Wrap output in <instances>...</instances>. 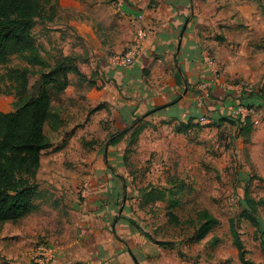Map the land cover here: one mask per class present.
Wrapping results in <instances>:
<instances>
[{
	"label": "crops",
	"instance_id": "1",
	"mask_svg": "<svg viewBox=\"0 0 264 264\" xmlns=\"http://www.w3.org/2000/svg\"><path fill=\"white\" fill-rule=\"evenodd\" d=\"M151 2L118 3L114 36L78 19L50 39L84 78L68 74V87L52 98L56 139L40 158L34 209L0 226V264H26L38 241L57 249V264H187L169 241L143 235L136 222L146 191L130 189L129 167L150 161L151 173L176 164L185 171V140L211 139L236 97L254 110L249 125L261 128L251 139L264 135L256 94L264 89V0ZM139 30L147 37L136 64L116 67L110 56ZM206 53L220 70L215 83L200 62Z\"/></svg>",
	"mask_w": 264,
	"mask_h": 264
},
{
	"label": "rangeland",
	"instance_id": "2",
	"mask_svg": "<svg viewBox=\"0 0 264 264\" xmlns=\"http://www.w3.org/2000/svg\"><path fill=\"white\" fill-rule=\"evenodd\" d=\"M41 3L45 20H37L33 27L34 49L13 55L0 65L2 113L15 110L28 98L19 94L17 75L10 72L23 70L37 77L52 67L62 50L56 40L50 39L55 34H60L56 39H61L68 33L71 21H91L98 30L114 36L117 20H121L117 0H41ZM149 5H153L151 0ZM47 37L49 42L43 43ZM260 129L249 125L239 131L233 118L228 117L211 139L199 140V136L194 135L185 140V171H179L176 164L168 169L157 167L151 173L150 161L140 168L129 167L133 177L129 183L131 190L143 192L151 187L168 193L164 201L155 203L158 206L154 204L137 211L136 223L143 235L147 232L153 240L169 241L174 254L185 258L187 264H242L235 244L238 239L245 260L264 264L261 232L240 216L246 196L264 202V135L257 134L251 139V134L255 135ZM79 191L81 188L78 189L81 196ZM200 210H206L219 223L197 240L196 218ZM169 215L175 217L176 223ZM132 216L135 217L136 212ZM257 217L264 232V203L257 207ZM26 264H31L30 256Z\"/></svg>",
	"mask_w": 264,
	"mask_h": 264
},
{
	"label": "trees",
	"instance_id": "3",
	"mask_svg": "<svg viewBox=\"0 0 264 264\" xmlns=\"http://www.w3.org/2000/svg\"><path fill=\"white\" fill-rule=\"evenodd\" d=\"M37 20H45L41 0H0V65L5 64L13 55H21L34 49L32 30ZM12 73L17 75L19 94L28 95V98L13 111L0 112V226L9 222L16 223L34 209V201L38 196L34 179L40 158L42 152L53 144L59 128L56 116L51 113L52 98L68 87V74L84 78L75 65V59L63 54L59 55L52 67L39 73L37 77L23 70H14L10 72ZM256 94L264 100V89ZM228 117H223L219 122L226 121ZM233 121L237 127L240 126L239 131L249 126L248 119L242 125H239L237 119ZM191 127L190 124L185 125V132ZM123 136L124 132L112 135L108 144H115ZM145 191L140 209L165 200L163 190L149 187ZM244 202L240 216L257 232H261L264 250V232L257 219V207L264 202L255 201L248 196ZM169 217L176 223L175 217ZM196 222L197 240L204 238L219 223L206 210L198 211ZM157 244L164 245L160 242ZM235 244L241 263L254 264L244 259V251L238 239Z\"/></svg>",
	"mask_w": 264,
	"mask_h": 264
},
{
	"label": "built area",
	"instance_id": "4",
	"mask_svg": "<svg viewBox=\"0 0 264 264\" xmlns=\"http://www.w3.org/2000/svg\"><path fill=\"white\" fill-rule=\"evenodd\" d=\"M118 3L124 4L122 0H117ZM150 1V0H148ZM138 18H141L140 15ZM147 37L146 30H139L135 38L129 42L127 47L119 54H114L110 56V59L116 67L120 69H127L133 67L142 50V45ZM201 64L206 68L211 76V82H217L220 78V70L216 65L212 56L208 53L204 54L200 59ZM204 87V84L200 85ZM234 105L229 109L228 114L233 119H237L239 125L245 123L246 119H249L254 114V110L252 107L241 103L237 98H234ZM240 128V126H239ZM91 186V183H84L80 188L82 195H86L87 190ZM30 263L31 264H57V249L45 242V241H38L33 245V250L30 255Z\"/></svg>",
	"mask_w": 264,
	"mask_h": 264
}]
</instances>
